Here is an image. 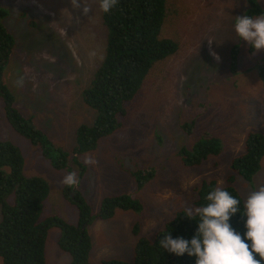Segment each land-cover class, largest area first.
Returning <instances> with one entry per match:
<instances>
[{"label":"rangeland","instance_id":"rangeland-1","mask_svg":"<svg viewBox=\"0 0 264 264\" xmlns=\"http://www.w3.org/2000/svg\"><path fill=\"white\" fill-rule=\"evenodd\" d=\"M264 9V0H254ZM99 0H85L91 12L73 11L69 0H0L8 15L5 25L15 46L4 71V83L14 96V107L31 118L50 140L69 150L78 125L90 124L93 111L81 92L104 57L106 28ZM161 37L178 43L175 54L156 62L127 109L121 129L99 140L83 155L96 161L74 171L77 190L95 214L107 196L129 195L139 211L117 210L110 219L94 220L87 228L92 242L90 262L121 259L130 262L139 237L151 238L165 224L194 206V187L202 180L223 186L230 162L243 150L249 131L264 133V86L254 70L264 51L253 52L238 41L233 20L251 7L247 0H177ZM209 41H212L209 44ZM238 45L237 64L231 70L229 51ZM210 52L219 56L217 61ZM22 79V84L18 83ZM193 123L191 134L183 125ZM220 141L221 153L208 156L198 167H185L181 149L191 151L204 134ZM0 142L18 147L23 174L44 178L51 200L46 216L76 224L78 211L62 199V178L70 171L55 169L8 123L0 99ZM153 169V179L137 189L132 173ZM241 197L264 185L261 170L248 182L235 177ZM1 219V215H0ZM138 225V233L134 226ZM59 230L48 231L45 264H70L59 249ZM0 264L2 261L0 259Z\"/></svg>","mask_w":264,"mask_h":264},{"label":"trees","instance_id":"trees-1","mask_svg":"<svg viewBox=\"0 0 264 264\" xmlns=\"http://www.w3.org/2000/svg\"><path fill=\"white\" fill-rule=\"evenodd\" d=\"M173 2L177 0H119L109 13L100 8L102 23L106 28L105 53L100 66L88 85L81 92V100L93 111L90 124L77 126L73 144L69 150L52 142L31 118H25L14 107V96L5 85L3 77L15 46L14 39L5 25L7 11L0 7V99L4 102L6 119L11 127L32 146L38 147L48 163L55 169L85 173L80 158L93 152L100 139L121 129L127 109L142 86L152 66L167 56L173 55L178 43L162 38L161 31L167 22ZM250 8L247 15H258L264 9L254 0H247ZM99 4V2H98ZM99 7V5H98ZM244 14V15H245ZM237 17V16H236ZM235 18L233 20V25ZM238 45L229 51L231 70L237 64ZM248 70H254L264 86V59ZM193 123L183 125L186 134H191ZM221 153L220 141L204 134L203 139L191 151L181 149L179 156L185 167H198L208 156ZM264 158V133L249 131L243 141V150L232 158L230 175L223 187L235 196H240L234 187L236 176L251 182L261 170ZM154 170L132 173L136 188L153 179ZM216 182L202 180L194 187V206H205L207 194L214 190ZM77 187L62 188L61 197L74 204L78 211L76 224L68 223L59 216H46V202L51 200L49 184L35 175L23 174V158L18 147L9 142H0V259L2 264H45V247L48 231L59 230L58 246L68 254L70 264H93L90 262L92 242L87 228L94 220L110 219L117 210L139 211V204L129 195L107 196L100 209L92 214L89 204ZM199 217L192 220L176 214L151 238L139 237L130 262L121 259L102 260L99 264H195V257L175 256L160 249L163 234L170 232L173 238L190 239L196 231ZM230 224L241 233L245 231L240 214L234 215ZM138 233V225L134 226Z\"/></svg>","mask_w":264,"mask_h":264},{"label":"clouds","instance_id":"clouds-1","mask_svg":"<svg viewBox=\"0 0 264 264\" xmlns=\"http://www.w3.org/2000/svg\"><path fill=\"white\" fill-rule=\"evenodd\" d=\"M118 2L99 0V8L103 13H109ZM69 4L73 11H79L83 16L91 12L85 0H69ZM234 33L238 41L246 42L253 52L264 51V12L235 17ZM210 55L219 61L215 52ZM22 82V79L18 81ZM84 163L94 165L96 161L86 157ZM60 183L73 188L80 181L75 172H69ZM205 199L208 201L205 206H186L183 210V216L192 221L199 217L193 236L190 239L173 238L167 232L159 241L160 249L177 257L185 254L195 257V264H264V185L255 190L248 189L246 197L235 196L218 186ZM236 214L243 219V236L230 224Z\"/></svg>","mask_w":264,"mask_h":264}]
</instances>
